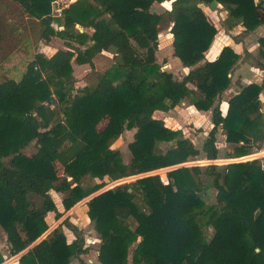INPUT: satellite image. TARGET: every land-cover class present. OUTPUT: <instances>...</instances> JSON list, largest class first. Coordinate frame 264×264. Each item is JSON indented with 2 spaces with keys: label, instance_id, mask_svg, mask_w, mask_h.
Here are the masks:
<instances>
[{
  "label": "trees",
  "instance_id": "obj_1",
  "mask_svg": "<svg viewBox=\"0 0 264 264\" xmlns=\"http://www.w3.org/2000/svg\"><path fill=\"white\" fill-rule=\"evenodd\" d=\"M13 1L40 21L44 43L59 37L66 46L49 56L34 53L18 80L0 81V226L11 256L35 244L17 264H70L90 248L84 247L69 216L44 238L49 213L58 220L107 182L171 166L176 167L167 171L168 184L158 174L139 176L85 201L100 241L99 263L264 264V158L221 167L179 165L198 156L218 159V129L231 145L225 157L246 155L264 139L259 100L264 79L241 87L222 111L221 95L240 55L224 45L216 58H205L217 28L199 6L222 4L228 18L249 32L264 25V0H172L171 9L161 13L150 7L163 0H101L97 5L77 0L61 16L52 15L55 0ZM165 14L171 20L172 55L188 68L180 80L157 62L159 24ZM75 24L92 32L79 31ZM258 46L264 59V37ZM110 50L113 63L96 84L75 88L72 62L93 65L95 55ZM184 99L197 110H211L212 127L201 148L183 137L159 151L157 144L172 141L179 129L166 126L153 113L167 112ZM54 100L63 120L53 123L48 104ZM126 129H135L127 163L111 147ZM30 146L36 150L27 154ZM55 162L62 167L60 174ZM203 174L211 177L216 191L213 204L203 199ZM87 177L96 181L84 184ZM51 191L64 194L62 211ZM63 227L75 231L72 242ZM205 227L212 229L210 237ZM4 261L0 253V264Z\"/></svg>",
  "mask_w": 264,
  "mask_h": 264
},
{
  "label": "rangeland",
  "instance_id": "obj_2",
  "mask_svg": "<svg viewBox=\"0 0 264 264\" xmlns=\"http://www.w3.org/2000/svg\"><path fill=\"white\" fill-rule=\"evenodd\" d=\"M221 18L219 20H216L217 21L216 23H218V27L225 26V28L228 29V27L232 24L233 21L230 18H228L227 9L223 12ZM170 26H171L170 17L168 16V14H165L161 23L159 24L158 49L156 51V55H157L156 57H157V62L163 64L162 65L163 69H165L166 67L165 65L168 63L169 68L167 71H170L173 74V76L178 78L181 77V68H183V66L181 64H178V62L176 61L177 58L172 55L171 42L169 43L168 41ZM237 27L239 29L238 33H240L239 31H241V28L238 25ZM41 30H42V25L40 21H36L35 19L25 18V12L23 11V9L16 6L14 2H11L10 0H0V81L8 77H12L18 80L22 76L26 68V64L32 59L33 54L35 52L42 51L44 54L50 55L52 52L56 51L59 48H63V49L66 48L64 44V40L59 37H52L49 43L45 44L40 38ZM238 35L242 36L241 33ZM252 42L253 45H251L250 48L254 49L255 38H253ZM112 55H113V50L107 51L105 54L99 53L95 55L93 58V65H90L89 63L79 64L73 61L72 66H74L73 68L74 87L82 88V87L94 86L98 80L99 75L113 63ZM191 89L197 92L195 87ZM86 92L89 93V91ZM184 104L190 105V100L186 99ZM48 107L53 114V123L56 121L63 120V114L60 109V105L56 100L49 103ZM187 109H186L187 111L183 113L182 117L190 116L194 120H191V118L188 117L182 120L180 118V121H178V123L174 125L175 128L179 129V134L172 141L159 142L157 144V148L159 151H165L169 147H172L177 139L183 137L189 138L196 147L201 148L203 137L206 136L208 132L207 131L208 126H206V124L202 122L206 117V114L200 110H197L194 106H191V108H187ZM208 111H210L211 114V110ZM179 113L180 112L177 110L174 112L168 111L166 113H154L153 117L164 119L168 125L167 121L173 118H177ZM196 120L202 122L203 129L201 124H199ZM104 123L105 120L101 121L98 124V127H102ZM134 131L135 129H126L124 130L123 134L120 137H118L117 139L111 142V147L119 150L122 156V160L125 163L129 162L131 156V153L128 148V143L133 139ZM217 141H218L217 146L219 150V158L216 160L220 162L217 165L221 167L227 163L238 162L235 159L241 156L225 157L226 154L229 153L231 145L226 144L224 138L220 136V133H218L217 135ZM35 150L36 149L34 147L30 146L25 150V152L27 154H32L35 152ZM257 152L252 150V152L248 154H254ZM257 157L264 158V154L258 155ZM194 160L205 161L206 159L203 156H198V157H194ZM239 161H244V160H239ZM206 165L208 164H205L204 162L198 164V166H206ZM173 167L176 166L165 167L164 172L166 173L168 170L172 169ZM55 168L59 174L62 172V167L58 162H55ZM136 178L137 176L125 177L122 180L120 179V181L118 180L117 182L116 181L107 182V184L104 187H102L95 193L91 194L90 196L84 198L83 200L85 201L87 198L89 199V197H91L92 195H95L105 189L114 187L116 185L130 183L134 181ZM201 179L205 185L204 193H203V199L205 201V204L209 205L215 203L216 191L214 187L211 185V177L203 174L201 176ZM94 181L96 180L87 177L84 180V184ZM50 195L53 198L54 202L56 203L58 209L62 211L63 207L61 204V199L64 194L51 191ZM82 201H79L77 204L71 207V209L66 211L63 214V216L67 214L71 215V217H69L68 219L69 223L77 227L78 234L84 239V244H86L87 247L91 249L88 252V254H90L91 252V254L93 253V255L95 256L96 255L95 251L99 247L100 241L98 235L96 234V232L92 227V224L90 222H87L88 220H85L86 208L81 204ZM49 215L46 216V219L50 223H52L53 222L52 220H54V214H49ZM71 231H72L71 229L67 230V233L69 235L70 234L72 235L74 231L72 232ZM205 233L207 237H210L212 234V229L210 227H205ZM30 246L31 245H29V247ZM2 247H4V244L2 245ZM132 248L133 246L129 248V258L132 252Z\"/></svg>",
  "mask_w": 264,
  "mask_h": 264
},
{
  "label": "crops",
  "instance_id": "obj_3",
  "mask_svg": "<svg viewBox=\"0 0 264 264\" xmlns=\"http://www.w3.org/2000/svg\"><path fill=\"white\" fill-rule=\"evenodd\" d=\"M10 1L14 2V4L16 6H18L19 8L22 9V7L17 2H15L13 0H10ZM76 1L77 0H55V1H53L51 3L52 15L53 16H61L62 10L67 8L71 4L75 3ZM88 1L90 3H92L93 5H97V3H99L101 0H88ZM171 2H172V0H163L161 2L154 1L150 7V11L156 12V13H161V12L170 10L171 9ZM203 10H204L207 18L209 19V21L211 23H213L215 25V27L217 28V33L215 34V37H214V39L210 45V48L206 52L205 58L207 60H213L214 58H216L217 55L219 54L221 48L224 45H230L240 55V58H239L237 64L234 66V68L230 74L231 83H230L229 87L221 95V109L223 112H225L228 99L231 98L233 95H235L237 92H239L241 87H243L249 83H253V82L260 84L264 79V59L259 56V46H258L259 37H264V25H261L258 28H256L255 30L249 31V32L244 31L242 26H240L239 24L233 23V22L228 27V29L225 28V26L218 27V23H216L217 22L216 20H219L221 18L223 12L226 10L225 7L218 2H213L212 4L205 6L203 8ZM25 18L35 19L36 21H39L36 18L30 17L26 12H25ZM237 25L241 28V31H239V32L242 34V36L238 35L240 33H238L239 29H238ZM74 27L76 29H78L79 31H86L88 33L92 32V28H84V27H81L79 24H75ZM171 37L172 36L169 33V37H168L169 43L171 42ZM253 38H255V43H254L255 48L254 49L250 48V46L253 45V42H252ZM59 49H63V48H59ZM37 52H42V51H37ZM54 52H52L51 54H53ZM106 52L107 51H102L100 54H105ZM47 56H49V55H47ZM176 61L178 62V64H181L178 58L176 59ZM252 61H254V62H252ZM165 66H166L165 69L168 70L169 64L167 63ZM73 68H74V66H73ZM187 71H188L187 67L181 68V77L177 78L174 76V78L180 80L187 73ZM188 86H189V88L195 87L192 84H188ZM259 100L261 103L262 118H264V88L261 90V92L259 94ZM185 101H186V99H184L180 104L176 105L174 108L169 110V112H174L176 110L179 111L180 112L178 115L179 118L177 117V118H173V119L168 120L167 121L168 125H167L166 121L164 119H162L166 126L172 128V129H176L174 127V125L177 124L178 121H180V118L182 120V119H185L188 117V118H191V120H194L190 116L182 117L183 113L188 110L187 108H191V106H193L191 103H190V105H185L184 104ZM200 111H202V110H200ZM202 112H204L206 114V117L204 118V120L202 122H204L206 124V126H208L207 131H209L210 128L212 127L210 111H202ZM154 113H166V112L155 111ZM196 121L199 124H201L202 129H203L202 122H199L198 120H196ZM209 121H210V123H209ZM263 121H264V119H263ZM218 133H220V136L223 137L225 140V135H224L222 129H218L217 134H216V139H217ZM206 136H207V134H206ZM206 136L203 137V140L205 139ZM226 144H229V143L226 142ZM252 150H254L256 152L260 151V152H257V154H259V155L264 154V139L261 141L260 144H258L257 148L253 147ZM86 200H88V198ZM85 201L83 200L81 202V204L83 206H85ZM85 208H86V206H85ZM86 210L87 209H85V220H88L87 222H89V219L86 215ZM49 214H53V212H51ZM67 216L71 217L70 214H67L65 216H62L58 220H52L53 221L52 223H50L46 219L47 223L49 225V228L44 232L43 237L45 238L46 234L52 228H54L60 221H62V219H64ZM52 224H53V226L51 227ZM63 229H64V233L66 235L67 241L69 243L72 242L75 239V231L73 232L72 235L71 234L69 235L67 233V230H70V229L67 227H63ZM3 244H4V247H2ZM85 246H87V245L84 244V247ZM30 247H28L23 252H21L17 255L11 256L9 254V251H8V243L6 240V233L3 230V228L0 226V253L3 255V257L5 259V261L2 264H17L18 257L20 255H22L24 252L28 251L30 249ZM88 252L85 254H80L79 256L73 257L71 259L70 264H77L79 260H83L87 264H100L98 259H97V254H98L97 249L95 251V254H96L95 256L93 255V253L91 254V252H90V254H88ZM7 257H9V258H7ZM128 264H131V263L129 262Z\"/></svg>",
  "mask_w": 264,
  "mask_h": 264
},
{
  "label": "built area",
  "instance_id": "obj_4",
  "mask_svg": "<svg viewBox=\"0 0 264 264\" xmlns=\"http://www.w3.org/2000/svg\"><path fill=\"white\" fill-rule=\"evenodd\" d=\"M257 156H258L257 153L248 154V155H245V156H241L239 158H236L235 160H237V161H239V160H248V159L258 158ZM195 159H197V158H195ZM189 160H191V161H189ZM203 162L205 164H218V163H220L217 160H208V159H206L205 161H203V160L202 161H197V160H194V158H189L187 161L183 162L181 165H183V166H192V165H195V164L196 165L201 164ZM164 170H165V168H161V169H158V170H153V171H150V172L141 174V175H135V176H131V177H136V176L138 177V176H144V175L158 174L159 177H160L161 182L163 184H168L169 183V180H168V177H167V172L165 173Z\"/></svg>",
  "mask_w": 264,
  "mask_h": 264
},
{
  "label": "water",
  "instance_id": "obj_5",
  "mask_svg": "<svg viewBox=\"0 0 264 264\" xmlns=\"http://www.w3.org/2000/svg\"><path fill=\"white\" fill-rule=\"evenodd\" d=\"M199 6H200L201 8H204V7H205L204 4H202V3H199ZM73 28H74V27H72L71 30H72ZM128 191H131V189L129 188ZM92 196H93V195H92ZM92 196H91V197H92ZM89 198H90V197H89Z\"/></svg>",
  "mask_w": 264,
  "mask_h": 264
}]
</instances>
